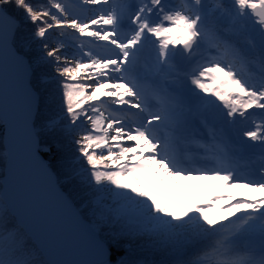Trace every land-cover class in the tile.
Segmentation results:
<instances>
[{"label":"snow or ice","instance_id":"6c2138e0","mask_svg":"<svg viewBox=\"0 0 264 264\" xmlns=\"http://www.w3.org/2000/svg\"><path fill=\"white\" fill-rule=\"evenodd\" d=\"M80 4L94 14L81 19L67 0L42 5L0 0V97L10 65L24 101L28 150L50 182L53 173L37 159L50 150L37 126L55 133L64 120L59 130L66 134L85 128L73 141L77 155L72 161L78 167L61 173L72 188L67 195L58 191L62 205L80 219L87 210L95 230L114 228L115 240L145 235L186 255L191 250L190 258L175 264H264V252L238 251L240 241L253 235L261 237L264 247V56L258 54V48H264V0H231L229 6L215 0L208 12L202 11L204 0H181V6L168 0ZM9 6L22 11L34 26L31 36L17 26ZM213 12L228 27L207 44L216 27ZM53 29L60 37L77 33L79 39H73L78 52L66 53L60 40L50 46ZM241 32L254 35L238 41ZM101 42L103 56L92 51ZM33 45L39 51L32 52ZM144 53L151 54L155 78L150 90L132 75ZM236 62L257 70L255 82L238 73ZM178 63H188L190 71L182 72ZM48 65L55 75L46 72ZM42 82L48 84L49 95H59L60 115L41 117ZM109 105L114 107L109 110ZM129 109L136 112L130 114ZM129 115L136 117L131 123ZM243 122L251 127L242 131L238 150L259 145L262 166L242 174L230 163L233 157L226 148L217 154L202 141L206 136L219 146L218 140H227L226 133ZM178 143L204 151L181 158ZM198 181L212 182L225 194L169 199L174 189L197 192L199 186L188 182ZM81 192L91 199L78 200ZM29 241L15 214L0 201V264H43L39 249ZM105 246L98 235L102 254ZM99 264L113 260L103 258Z\"/></svg>","mask_w":264,"mask_h":264},{"label":"trees","instance_id":"16d2710c","mask_svg":"<svg viewBox=\"0 0 264 264\" xmlns=\"http://www.w3.org/2000/svg\"><path fill=\"white\" fill-rule=\"evenodd\" d=\"M29 2L33 3L34 5H42L46 4L47 0H29ZM67 2L70 5V11H72L74 14L79 15L81 18L90 16L88 13L90 7L81 5L80 0H67ZM186 2L190 4L191 0H186ZM214 2L215 0H204L205 7L204 9H202V11L208 12ZM220 2L225 6H229L231 4V0H220ZM9 7V15L15 17L20 30L25 35L31 36V32L33 31L34 26L27 21L22 11L12 8L11 6ZM218 16L219 13L217 12H213L211 15V19L215 20L216 27L209 32V35L207 37V44L212 43L216 39V35L214 33H222V30L228 27V23L224 19H216V17ZM65 31L71 32V30L68 29H65ZM58 32V29H53L49 33L48 42L50 46L54 47L55 42L60 40L63 41V43L66 45V48L64 50L66 53L72 54L74 52H78V49L75 47L76 41L73 39V37L79 39L78 35L74 32H71V35L69 36L60 37L57 34ZM246 36L247 32H241L240 36L236 37V39L238 41H243ZM207 44H205V47H207ZM243 46L247 47L246 44H243ZM31 51L37 52L39 51V49H37L33 45L31 47ZM92 51L97 55H100V52H103V50H99L95 47L92 48ZM209 51L213 55H215L214 49L209 48ZM258 54L264 56V48L258 49ZM226 58H230L229 54H226ZM234 66L242 77L255 82V78L257 75V70L255 68H253L251 65L243 64L241 62H236ZM45 70L50 75H55L50 65L46 66ZM52 87L54 88L55 85H52ZM41 93L44 95L43 104L40 105L41 117L47 118L60 115L62 113V104L59 95L55 97L49 95L48 84L44 82L41 83ZM109 110H111V108H109ZM132 117L136 119L134 115H132ZM66 122L67 121L62 120L60 122V125L58 126V130L55 133H48L46 131L41 132L39 126H37V131L40 132L41 142L47 143L50 149L39 154L45 160L47 166L54 173L58 186L67 195V192L72 190V188L69 185V181L65 179V177L61 175V173L69 172L73 167H78V165L73 164L72 161V158L77 155L75 152V145L73 141L77 139L75 135H77L78 132L85 130V128H77L76 131H73L71 134H66L59 130V128H62L63 124ZM0 125H2V129H0L1 181L2 177L4 176L6 152L2 143L4 126L1 122ZM81 198L91 199V195L85 196V194L81 192L80 195L77 196V199L79 200ZM90 216L91 214L87 210L82 213L83 219L87 217L86 220H89ZM114 232L115 229L109 226H102L99 232L96 231L99 237L106 242V247L110 254L109 258L113 260V264H115V262L118 260H125L128 262V264H175V261L178 259L190 258L191 250H189V254L186 255L181 251L171 247L170 245L158 243L154 239L149 238L145 235L125 236L120 238L119 240H115L112 238ZM252 242L254 243V245ZM260 242L261 237L259 235L246 237L240 241L238 245V251L241 253H247L251 251L255 252L258 255L259 253L264 252V248H259L258 246ZM31 244L35 245V243L30 239L29 246H31ZM37 258H39V255L37 256ZM41 259L43 261V264H48L42 255Z\"/></svg>","mask_w":264,"mask_h":264},{"label":"water","instance_id":"95a60500","mask_svg":"<svg viewBox=\"0 0 264 264\" xmlns=\"http://www.w3.org/2000/svg\"><path fill=\"white\" fill-rule=\"evenodd\" d=\"M249 35H254V33L247 32V36ZM183 64L184 63H178L179 66H183ZM14 71L15 70L10 65L5 67L4 90L2 97H0V122L4 126L2 143L6 152L4 176L0 181V199L3 204L15 214L16 217L20 215L14 205L13 198L11 200V192L13 193L12 183L16 181L21 192L23 191V194L27 193V195H33L35 198H40L43 202H45V205L41 210V212L45 214V217L43 218L44 221L46 218L58 214L60 215V218L66 220L65 228H67V226L69 227L68 221H71L74 225L76 224V229H80L82 233L83 231L86 232L84 235L90 238L88 249L91 251L93 256L89 257L83 264H99V261L103 258H109L110 254L107 247L105 246L104 254H102L100 249L97 247L98 234L92 230L87 222L74 215L71 209L65 208L62 205L59 200L58 193V191H62V189L58 186L54 173L47 166L42 156L38 154L37 159L45 164L53 173V183L49 181L48 177L42 171L38 161L31 156L28 150L27 141L23 132L24 101L19 92V85L15 81ZM33 119H35V113L33 115ZM12 197H14V195H12ZM24 207H26V205H24ZM36 207H38V205H36ZM26 215H28V213H26ZM71 215H74L77 221L72 219ZM18 221L24 230L26 232L28 231L27 234L29 238L35 243L39 251L42 250V252L40 251L41 255L45 258L47 263L56 264L54 260H50L51 255H48L49 252L46 248H44L39 236L38 238L35 237V235L32 234L26 226L28 225L32 229V225L28 224V222L26 223V220L20 219ZM56 226L58 227V225Z\"/></svg>","mask_w":264,"mask_h":264},{"label":"rangeland","instance_id":"374dc122","mask_svg":"<svg viewBox=\"0 0 264 264\" xmlns=\"http://www.w3.org/2000/svg\"><path fill=\"white\" fill-rule=\"evenodd\" d=\"M134 2H135V0H133V3ZM116 3H117V6H119L120 0H116ZM168 3H170V4L174 3L177 6H181L180 0H168ZM88 13L90 16H92L94 14V10L89 8ZM81 19H83V18H81ZM102 45H103V42H101V47H95V48H98L99 50H103ZM204 47H205V45H204ZM202 50H203V48H202ZM105 54L106 53L103 51V52H100L99 56H103ZM151 63H152L151 54L150 53H144L140 57L137 67L132 72V75L135 76L140 81V83L146 88V90H150V85L153 83V81L155 79L151 75ZM178 67L181 69L182 72L190 71V65L188 63H184L183 66H181V67L178 66ZM184 83L187 86L191 87L189 81L184 80ZM113 107L114 106L109 105V108L112 109ZM253 111H255V110H253ZM128 112L130 114H132V113H135L136 111L134 109H129ZM127 119H128L129 123H131L132 121L135 120L132 117V115H129V117ZM213 126L214 127H220L219 124H214ZM249 127H251V124L249 122H243L241 124L234 126V128L230 132L226 133V135L228 137L227 140H224L223 138H220L218 140L219 146L212 145L208 141L206 136L203 138L202 142L207 144L208 147L211 148V150L217 154H221V150H220L221 147L226 148L231 153V155L233 157V159L230 161V163L232 165H234L240 173L243 174V173H246L248 171L255 172L262 166V162L259 159V155H260L259 145H254L252 147L244 148V150L242 152L238 150L239 145H240V140H241V133H242V131L246 130ZM75 137L78 138V134L75 135ZM249 143L250 142L245 141V144H249ZM175 147H176L177 153L181 156V158L191 156L193 153H196V152H203L204 151V149L197 148L196 146L191 145V144L178 143L175 145ZM189 149H190V153L189 152L187 153V150H189ZM191 149H193V150H191ZM201 163H203V162H201ZM180 183L183 184L184 182H180ZM188 183L189 184L195 183L196 185L199 186V190L194 193L192 191L186 192V191H180V190L174 189L172 191L169 199H173V200H178V199H182V198L201 199V198H203V195H206L210 192H216L217 194H225V193L219 192V190L215 188L213 183L209 182V181H198V182H188ZM234 191L241 192L243 190L236 189ZM104 203H111V201L105 199ZM71 216H72V219H75V221H77L74 215H71ZM81 219L84 220L85 222H87L88 225L92 228V230H94L96 232L95 226L93 224H90V221L92 219L91 216H90L89 220L83 219L82 216H81ZM23 222H25V221H23ZM26 226L28 227V229L30 230V232L32 234L35 233V230L33 228L31 229L28 225H26ZM82 234H86V232L83 231ZM35 237L38 238V236H35ZM253 245H254V243H253ZM258 246H259V248H264L261 246V242L259 243ZM48 255L50 256L49 253H48ZM50 259H52V257H50Z\"/></svg>","mask_w":264,"mask_h":264},{"label":"bare ground","instance_id":"6f19581e","mask_svg":"<svg viewBox=\"0 0 264 264\" xmlns=\"http://www.w3.org/2000/svg\"><path fill=\"white\" fill-rule=\"evenodd\" d=\"M188 152L190 153V149L187 150ZM12 189L11 200L13 198L14 205L20 214L17 219L26 220L28 224L32 225L35 230L34 235L39 236L44 248L47 249L56 264H83L93 256L88 249L90 238L82 234L80 229H76V224L68 221L69 227L65 228L66 220L60 218L58 214L48 217L44 221L45 214L41 210L45 202L33 195H27L26 192L23 194L16 181L12 183ZM40 251L42 252V250Z\"/></svg>","mask_w":264,"mask_h":264}]
</instances>
